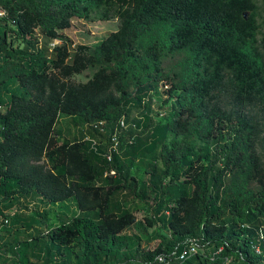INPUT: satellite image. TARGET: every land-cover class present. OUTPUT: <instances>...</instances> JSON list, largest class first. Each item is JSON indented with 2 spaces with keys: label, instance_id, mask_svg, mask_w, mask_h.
I'll use <instances>...</instances> for the list:
<instances>
[{
  "label": "trees",
  "instance_id": "obj_1",
  "mask_svg": "<svg viewBox=\"0 0 264 264\" xmlns=\"http://www.w3.org/2000/svg\"><path fill=\"white\" fill-rule=\"evenodd\" d=\"M261 4L0 0V197L12 203L39 194L53 206L73 201L78 211L58 214L53 224L50 213H38L42 226L31 240L46 237L86 251L121 245L115 254L121 264H154L157 254L177 252L185 238L201 236L204 250L180 264H221L224 257L229 264H264V249L256 253L250 246L256 229L264 236ZM94 17L116 19L117 29L94 46H50L73 18ZM84 71L91 72L87 80L72 79ZM158 85L165 86L171 108L148 127L153 142L145 144L136 131L150 122V97ZM58 115L96 127L84 126L78 139L62 138L54 129ZM115 128L118 150L108 162L104 155ZM128 131L133 133L126 138ZM135 155L147 158L133 162ZM133 167L147 172L150 185L139 182L137 193ZM109 170L113 175H103ZM179 187L184 191L177 194ZM145 188L155 204L143 219L159 226L141 235L157 239L143 252L139 233L145 229L135 211L147 201ZM127 191L133 203L125 207L119 194ZM11 216L0 210V223L7 218L9 225ZM14 217L25 230L35 222ZM130 225L136 233L123 234Z\"/></svg>",
  "mask_w": 264,
  "mask_h": 264
},
{
  "label": "rangeland",
  "instance_id": "obj_2",
  "mask_svg": "<svg viewBox=\"0 0 264 264\" xmlns=\"http://www.w3.org/2000/svg\"><path fill=\"white\" fill-rule=\"evenodd\" d=\"M263 7L264 5L261 4ZM264 14V12H262ZM118 22L116 19L111 20H101V19H93L84 20L73 18L71 20V24L68 28L64 30H59V37L53 40L54 44L65 42L70 50H73L75 46L79 44L94 46L99 43L103 38H105L109 32H112L117 29ZM35 36H37L40 41L45 45L47 39L39 34L38 30L35 32ZM19 44L18 41H15V44ZM21 44V42H20ZM91 75L90 71H84L81 74L75 75L72 79L74 81H85ZM165 86L158 85L154 91L151 93L150 97V108L151 111L148 113V118L150 122L146 123V126H143V122L139 124L138 130L136 131L138 139L142 140L145 144H150L153 142V137H151L152 129H149V126H153L159 118L163 117L165 114L170 112L172 99L168 100L167 93L164 91ZM18 93H23L20 89ZM138 117L133 114V118ZM142 121V119H141ZM71 116L66 115H58L57 121L55 123L54 129L59 132L62 138H69L70 140L78 139L81 136V133L86 129L84 126H80V124L72 123ZM141 125V126H140ZM145 128V129H144ZM132 132V131H131ZM130 131L124 132V137L127 138ZM78 133V135H77ZM133 133V132H132ZM227 136V135H225ZM172 135H169L166 139V142L170 141ZM226 138V137H225ZM124 148L126 146H123ZM146 148V147H144ZM123 149V148H122ZM124 150V149H123ZM161 150L160 145L156 146L155 157L157 158V162H160L159 151ZM151 153V152H150ZM124 154V151H122ZM127 156V155H126ZM125 156L121 155V159H124ZM139 157L140 161L145 160L147 155H135L130 158L133 162H137V158ZM134 171V172H133ZM130 172L137 177L135 182V192H139L141 188H138V183L143 182L147 187L148 184V176L147 172L135 169L134 167L130 170ZM166 182L167 179L164 178ZM179 183V181H178ZM146 189V188H145ZM148 189V188H147ZM146 189L145 196H143V200H147L146 202L138 203L139 206H146V209H138L135 211L136 218L140 221V224L145 229L144 232L139 233L141 235H149L152 230L159 226V223L154 224L153 226H148L144 221V216H151L150 208L155 204L154 198L151 193ZM177 194L184 191L183 188H178ZM189 190V188H188ZM122 194V195H121ZM119 198L121 202H123V206L127 204H132L133 202L132 192H124L119 194ZM126 203V204H125ZM151 204V205H150ZM0 210L4 211L8 215H18L21 218L25 217H33L35 219L34 224L29 230H25L23 226H19V223L16 222L14 216H11L12 223L9 225L1 226L0 228V262H4L6 264H103L106 260V264H121V257H115L117 251L124 249V246L115 245V247H110L109 245H105V248L98 249L92 248L88 251L78 248H70L67 245L62 244H51L46 237H39L37 240H31V236L37 233V227L40 228L42 225V221L38 223V196L35 197H21L17 198L12 203L7 202L2 197H0ZM47 212L55 211L50 208L46 209ZM56 217L53 219H47L48 223H54ZM42 229V228H41ZM134 230V231H133ZM135 234L134 225L129 226L123 230V234ZM139 248L140 250L147 251L153 248L157 244V239H144L142 236L140 237Z\"/></svg>",
  "mask_w": 264,
  "mask_h": 264
},
{
  "label": "built area",
  "instance_id": "obj_3",
  "mask_svg": "<svg viewBox=\"0 0 264 264\" xmlns=\"http://www.w3.org/2000/svg\"><path fill=\"white\" fill-rule=\"evenodd\" d=\"M4 11L0 8V16H2ZM57 44V43H56ZM53 40L50 43V46H55ZM99 124V123H98ZM84 126H91V127H96V124H84ZM125 127L124 122L122 119L118 121V128L123 129ZM115 128L114 133L110 137V143L107 148V153H105L104 157L108 160V162L111 161V155L114 152H117L118 150V135L117 132H119V129ZM100 129V128H99ZM102 129H100L101 131ZM130 141V140H129ZM93 145H96L97 142L93 139L92 140ZM103 175H113V171H105L103 172ZM8 223V219L5 218L3 221L0 223V228L1 226L5 225ZM183 246L182 248L175 252L172 251L170 254H164V253H159L155 256L154 258V264H180L182 261H184L189 255L200 251L202 252L204 250V246L201 243V236L199 237H187L183 240ZM251 249L256 252L260 253L264 249V236H263V230L262 228H258L255 231V237L254 241L250 242ZM223 248L221 246L217 247L216 249V254L219 253L220 251L222 252ZM230 257H224L223 260L221 261V264H229L230 263ZM0 264H6L4 262H0Z\"/></svg>",
  "mask_w": 264,
  "mask_h": 264
},
{
  "label": "crops",
  "instance_id": "obj_4",
  "mask_svg": "<svg viewBox=\"0 0 264 264\" xmlns=\"http://www.w3.org/2000/svg\"><path fill=\"white\" fill-rule=\"evenodd\" d=\"M77 135H78V133H77ZM30 197H35V196L32 195V196H29L28 198H30ZM65 205L66 206H62V205L58 204V205L53 206L50 203H46V201L43 200L42 197L38 194V206H39L38 213H44V212L50 213L51 219H53L54 217H57L58 214L64 213L66 211L78 212L77 209L75 208L73 201H67V202H65ZM48 208H50L51 210H55V211L47 212L46 209H48ZM130 226H133V225H130ZM127 227H129V226H127ZM134 233H136V232H134ZM128 234H130V233L127 232L126 235H128Z\"/></svg>",
  "mask_w": 264,
  "mask_h": 264
}]
</instances>
